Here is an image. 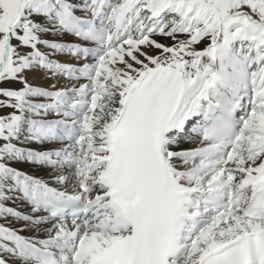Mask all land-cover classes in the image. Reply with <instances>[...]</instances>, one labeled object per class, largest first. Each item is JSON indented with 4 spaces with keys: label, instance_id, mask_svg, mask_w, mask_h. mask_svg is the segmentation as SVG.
<instances>
[{
    "label": "snow or ice",
    "instance_id": "1",
    "mask_svg": "<svg viewBox=\"0 0 264 264\" xmlns=\"http://www.w3.org/2000/svg\"><path fill=\"white\" fill-rule=\"evenodd\" d=\"M0 221V264H264V0H0Z\"/></svg>",
    "mask_w": 264,
    "mask_h": 264
},
{
    "label": "bare ground",
    "instance_id": "2",
    "mask_svg": "<svg viewBox=\"0 0 264 264\" xmlns=\"http://www.w3.org/2000/svg\"><path fill=\"white\" fill-rule=\"evenodd\" d=\"M52 38V37H50ZM157 39H161V42H164V43H168L167 40H163L162 38H159L157 37ZM60 59H66V57H60ZM32 80H35V83L38 82V84H42V83H45L44 79L42 77H39V78H32ZM63 81V79H61V82ZM47 83H51V81H48ZM195 145L191 144V143H182L181 144V147L184 148V147H187V148H191V147H194ZM35 147V145H34ZM17 167H19L22 171L30 174V175H33V176H37L41 179H44V180H49L51 179L50 177V174L48 172L47 169H42V168H39V167H36L34 165H30V164H19V165H15ZM10 206H13V207H16L18 209H20L21 211L23 212H27L28 211V207L23 204L21 201L17 200L15 204H12ZM2 222V221H0ZM24 235H32V232H25L23 233Z\"/></svg>",
    "mask_w": 264,
    "mask_h": 264
},
{
    "label": "rangeland",
    "instance_id": "3",
    "mask_svg": "<svg viewBox=\"0 0 264 264\" xmlns=\"http://www.w3.org/2000/svg\"><path fill=\"white\" fill-rule=\"evenodd\" d=\"M50 37H51V36H49L48 38H49V39H53V37H52V38H50ZM32 82L35 83V80H32ZM61 83H64V81H62ZM37 84H38V82H37Z\"/></svg>",
    "mask_w": 264,
    "mask_h": 264
}]
</instances>
